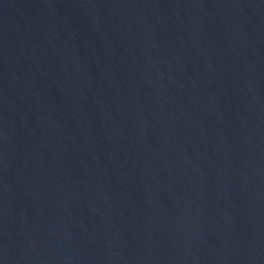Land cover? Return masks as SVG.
I'll return each mask as SVG.
<instances>
[{
    "label": "water",
    "instance_id": "obj_1",
    "mask_svg": "<svg viewBox=\"0 0 264 264\" xmlns=\"http://www.w3.org/2000/svg\"><path fill=\"white\" fill-rule=\"evenodd\" d=\"M0 264H264V0H0Z\"/></svg>",
    "mask_w": 264,
    "mask_h": 264
}]
</instances>
